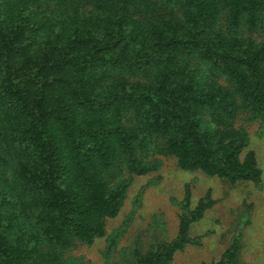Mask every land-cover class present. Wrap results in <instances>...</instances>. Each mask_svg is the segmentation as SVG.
<instances>
[{"label": "trees", "instance_id": "obj_1", "mask_svg": "<svg viewBox=\"0 0 264 264\" xmlns=\"http://www.w3.org/2000/svg\"><path fill=\"white\" fill-rule=\"evenodd\" d=\"M257 118L264 0H0V264H87L72 251L106 236L135 176L167 156L259 186L238 123ZM208 196L192 206L185 184L176 236L134 240L121 264H171ZM241 233L212 264H239Z\"/></svg>", "mask_w": 264, "mask_h": 264}, {"label": "rangeland", "instance_id": "obj_2", "mask_svg": "<svg viewBox=\"0 0 264 264\" xmlns=\"http://www.w3.org/2000/svg\"><path fill=\"white\" fill-rule=\"evenodd\" d=\"M238 123L245 127L249 138L247 149L255 153L261 169L259 186L250 181L231 183L201 171L183 170L174 157H164L157 172L135 176L119 213L107 220L106 231L111 234L130 216L110 257L105 258L104 253L107 234L91 245L77 247L72 254L83 256L87 264H107V261L121 264V248L130 247L134 240H140L145 246L164 239L172 240L178 230L184 185L188 183L192 206L207 195L214 204L190 228L191 238L197 240L176 251L171 264H212L228 247L239 225L242 226L239 264H264V121L257 118ZM156 175L161 177L158 184L144 187Z\"/></svg>", "mask_w": 264, "mask_h": 264}]
</instances>
